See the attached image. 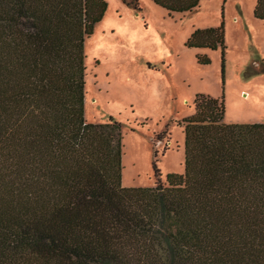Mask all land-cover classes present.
Segmentation results:
<instances>
[{
  "label": "trees",
  "instance_id": "trees-1",
  "mask_svg": "<svg viewBox=\"0 0 264 264\" xmlns=\"http://www.w3.org/2000/svg\"><path fill=\"white\" fill-rule=\"evenodd\" d=\"M107 8L0 0V264H264V122L225 121L223 97L197 94L183 119L184 173L122 185L121 123L85 118V43ZM186 45L224 64V23Z\"/></svg>",
  "mask_w": 264,
  "mask_h": 264
},
{
  "label": "rangeland",
  "instance_id": "rangeland-1",
  "mask_svg": "<svg viewBox=\"0 0 264 264\" xmlns=\"http://www.w3.org/2000/svg\"><path fill=\"white\" fill-rule=\"evenodd\" d=\"M107 2L85 43V118L121 123L123 186H153L158 178L166 183L168 173H184L182 121L194 113L197 94L223 97L227 122H264V20L254 16L257 0H201L185 13L153 0H138L139 8ZM222 22L224 64L220 49L186 45L196 29ZM198 54L211 63H199Z\"/></svg>",
  "mask_w": 264,
  "mask_h": 264
},
{
  "label": "crops",
  "instance_id": "crops-1",
  "mask_svg": "<svg viewBox=\"0 0 264 264\" xmlns=\"http://www.w3.org/2000/svg\"><path fill=\"white\" fill-rule=\"evenodd\" d=\"M258 19V18H257Z\"/></svg>",
  "mask_w": 264,
  "mask_h": 264
}]
</instances>
